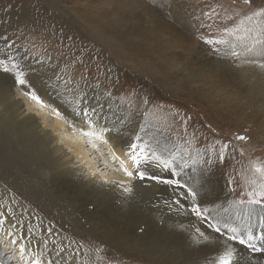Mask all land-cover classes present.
<instances>
[{"label": "rangeland", "instance_id": "1", "mask_svg": "<svg viewBox=\"0 0 264 264\" xmlns=\"http://www.w3.org/2000/svg\"><path fill=\"white\" fill-rule=\"evenodd\" d=\"M231 3L232 0H0V59L12 56L23 69L31 61L55 60L66 76L85 79L117 95L151 127L154 149L160 152L167 146L171 150L177 142L184 143V138L192 141L193 151L209 149L206 155H210L211 146L219 149L216 141L228 143L226 159L223 163L216 161L204 186L223 189L230 201L247 199L249 185L241 174L251 178L253 162L264 163V157L251 147L264 138V97L239 60L217 55L212 46L204 43L206 38L219 39L223 28L233 24L220 17L209 20L206 13L211 7ZM236 4L242 5V0H236ZM251 7L259 8L253 4ZM217 11L220 16L225 14L220 8ZM221 67L229 77L215 73ZM237 135L248 139L237 140ZM21 137V132L9 133L0 126V199L11 213L24 209L32 213L19 219L22 228L29 225L27 229L42 232L41 228L49 237H65L79 258H87L94 250L96 257L102 256L112 264H211L223 251L222 244H194L195 229L209 234L207 225L198 224L202 221L194 214L172 210L163 192L151 195L145 188L132 200L97 196L103 207H116L120 212L117 228L106 233L96 231L91 220L60 194L48 174L44 156L17 147L16 140ZM23 143L27 145L25 139ZM185 171L194 174L190 169ZM204 206L215 208L214 204ZM243 225L241 221L236 226L243 230ZM251 226L259 235L261 226ZM94 240L99 246L109 247L116 256L92 245ZM262 243L257 241V246ZM238 247L247 254L246 249ZM2 249L9 251L11 246ZM251 257L250 264H264V258L257 253Z\"/></svg>", "mask_w": 264, "mask_h": 264}, {"label": "bare ground", "instance_id": "2", "mask_svg": "<svg viewBox=\"0 0 264 264\" xmlns=\"http://www.w3.org/2000/svg\"><path fill=\"white\" fill-rule=\"evenodd\" d=\"M252 4L264 7V0H253ZM18 48L20 50L21 47ZM21 50L23 49L21 48ZM28 64V68L23 69L22 67V69L32 80L31 83L36 87L38 94L46 103L60 108L68 117V121L74 122L77 128L84 126V122L81 117L73 116L72 105L66 101H71L75 93L83 91L86 93L84 97L85 104L91 108H96L95 115L98 124L112 129L107 134L108 144L103 147L97 144L94 148L93 144L88 142V138L74 129L73 123L56 117L50 118L48 109H41L29 96L24 95L27 89L16 84L11 74L0 73V126L9 133H14V131L22 133V137L16 140V145L20 150L36 151L39 152L40 157L44 156V163L49 168L48 174L58 187L60 194L75 205L78 213L91 220L96 231L101 230L102 233H106L117 228L116 217L120 212V209L116 207H103L101 203H98L97 196L132 200L138 193L140 194L142 188H145L146 192L151 195L163 192L168 201L178 199L172 186L159 184L147 178L140 180L135 176L136 169L133 167L132 161L125 155L128 145L139 134L142 137V142L148 143L151 141L148 144L156 148L153 146L155 145L153 143L155 138L150 134L152 131L149 133L151 127L147 125V122L145 123L140 116L138 117L137 114L132 112L133 110L128 109L117 95L111 94L109 96V92L98 85L87 82L85 79L66 76L61 65L55 60H52V62L35 61V63L31 61ZM24 66L26 65L24 64ZM242 68L250 71L248 76L254 80L256 89L264 97V71L250 64H243ZM215 73L225 75L226 70L221 67L215 69ZM58 77L60 79H57ZM225 77L229 76L225 75ZM161 79L171 85L176 84L175 81L168 78ZM64 80L70 81L67 88L73 89L72 92L66 90ZM166 86L171 88L168 84ZM168 93L171 94V92ZM175 93L177 94L179 91L177 90ZM259 100L261 99L259 98ZM98 105L103 107L100 108ZM261 114L264 116V108H262ZM254 120L258 121L259 118ZM84 127L86 131L87 127ZM164 132L166 134V131ZM157 134L159 133L157 132ZM23 139H25L27 145L23 143ZM251 147L254 149L255 154L259 153L261 157H264V138L261 141L259 140L256 145L251 144ZM109 148L126 161L127 166L134 173L133 177H128L124 173L119 161L111 159ZM101 153H103V156ZM141 170L146 171L148 176L168 175L166 172H161L154 163L142 165ZM91 173H95V175H91ZM109 181L128 182L132 187V191L127 193L118 184H112ZM204 187L207 189L205 196L208 201L205 205L214 204V206L221 205L222 208H229L231 201L223 189ZM175 207L173 204L172 208ZM0 213H3L0 220H4L3 225H0V258L7 260L8 257H13V259L7 260V264H30L29 261L21 259L18 244L11 242L13 239H18L19 242L24 243L29 252H42V259L51 260L53 264H108L103 259H97L94 250L87 258H79L71 245L72 242L65 237H49L47 232L41 228L42 232L27 229L29 225L22 228V221L20 222L19 219L25 216L28 218L27 215L32 216V213L28 210L24 209L22 212L11 213L2 205L0 199ZM101 215L103 218L99 219ZM213 215H215V212ZM227 215L221 211L222 217L226 218ZM31 219L38 220L33 217ZM241 221L245 226L243 230L250 224L253 226L260 225L259 218L255 215L250 220L236 219L233 216L231 222L236 226L237 222L239 224ZM39 222L41 223V221ZM40 223H37L39 227ZM198 224L205 225V223L202 224L199 221ZM8 233H12V235L10 236ZM94 241L92 245L99 249L107 247L104 245L99 246V243L96 242L98 240ZM4 246H11V250L4 251L2 249ZM106 249V254L116 256L109 247ZM257 254L264 258V253L257 252Z\"/></svg>", "mask_w": 264, "mask_h": 264}, {"label": "snow or ice", "instance_id": "3", "mask_svg": "<svg viewBox=\"0 0 264 264\" xmlns=\"http://www.w3.org/2000/svg\"><path fill=\"white\" fill-rule=\"evenodd\" d=\"M253 0H242V5L236 4V0L225 7L223 4L211 7L206 13L209 20L213 17H220L224 22L233 21L232 26H225L223 34L219 39L206 38L204 43L212 46L213 51L217 55L230 56L233 60H239L241 64L254 65L264 71V7L253 9L251 7ZM220 8L224 11V15L220 16L217 11ZM245 9H248L245 11ZM208 27H212L211 24ZM223 48V51H222ZM0 70L3 73L12 74L14 82L27 91L24 95L29 96L41 109H48L49 117H56L68 121V117L60 108L54 107L45 102L41 95L38 94L36 87L30 82L28 74L20 67L12 56L7 59H0ZM35 71V70H33ZM57 79H60L58 77ZM69 80H64L66 90L72 92L73 89L67 88ZM110 96L111 93H108ZM86 93L80 91L75 93L70 102L72 105L71 111L74 117H81L84 126L73 127L80 132L84 137L88 138V142L93 144L95 148L97 144L103 147L108 144L107 134L112 129L100 126L97 122L96 108H91L84 102ZM102 108V105H98ZM143 131V129H141ZM187 129L185 128V131ZM117 131H119L117 129ZM237 140H247L244 135H237ZM185 144L188 147H185ZM220 144L219 149L211 146L210 155H206L209 149H195L193 151L192 141L184 138V143H175L171 150L165 149L163 152L152 148L147 142H142V137L137 134L134 141L128 145L125 155L132 161L133 167L136 169L135 176L140 180L150 179L159 184L172 186L174 194L179 198L174 201H165L170 208L174 204L176 207L172 210L182 212L185 215L194 214L199 220L207 225L210 229L209 234L202 232L200 228L195 229V235L192 237V242L196 245H223V251L211 261V264H250L251 254L261 252L264 253V243L257 246V241L264 242V163L253 162L249 171L251 178L242 173L244 182L249 185L245 195L247 199L240 198L230 202L229 208H222L221 205H216L215 208L204 206L208 203L205 193L207 189L204 187L209 179V174L213 172L216 161L223 163L226 159V150L229 148L228 143ZM109 154L113 161H119L124 173L128 177H133L134 173L129 169L126 161L121 159L117 153L109 148ZM103 156V153H101ZM215 157L213 160L211 157ZM154 163L161 172H166L168 175H152L148 176L146 171L141 170L142 165ZM185 169H190L193 175H189ZM95 175V173H91ZM112 184H118L125 192L131 193L132 187L130 183L125 181H109ZM236 189L233 188L232 191ZM184 201L182 203L181 201ZM185 203L189 205L185 208ZM214 203V201H213ZM220 211H217V210ZM11 211V209H9ZM221 211L228 214L226 218L221 216ZM215 212V215L213 213ZM233 215L236 219H251L253 215L259 218L261 231L259 235L254 234L252 226L248 225L243 231L240 227L234 226L232 221ZM3 216V213H0ZM4 220H0V225H3ZM143 231V229H140ZM51 231V229H49ZM12 235V233H8ZM13 244H18L21 259L29 261L30 264H53L51 260L42 259L43 253L29 252L24 243L18 239L11 241ZM235 242V243H233ZM46 243V241H45ZM238 246H243L245 251ZM100 250L97 249V252ZM13 257H8L11 260ZM97 259L102 260V256ZM7 260L0 258V264H7ZM108 264H112L111 261Z\"/></svg>", "mask_w": 264, "mask_h": 264}]
</instances>
